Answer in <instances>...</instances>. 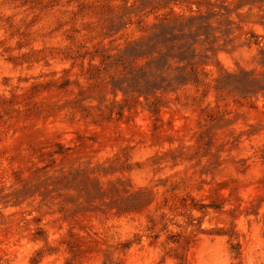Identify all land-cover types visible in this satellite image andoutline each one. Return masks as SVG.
<instances>
[{"label":"rangeland","instance_id":"1","mask_svg":"<svg viewBox=\"0 0 264 264\" xmlns=\"http://www.w3.org/2000/svg\"><path fill=\"white\" fill-rule=\"evenodd\" d=\"M0 264H264V0H0Z\"/></svg>","mask_w":264,"mask_h":264}]
</instances>
